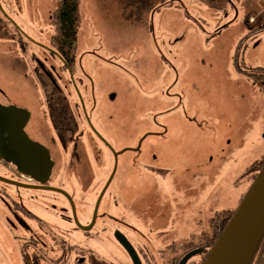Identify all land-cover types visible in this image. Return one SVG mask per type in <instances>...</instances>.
<instances>
[{
  "label": "rangeland",
  "instance_id": "rangeland-1",
  "mask_svg": "<svg viewBox=\"0 0 264 264\" xmlns=\"http://www.w3.org/2000/svg\"><path fill=\"white\" fill-rule=\"evenodd\" d=\"M58 4L0 0V87L12 98L34 100L31 54L41 56L43 51L33 41L47 43ZM204 5V0H80L78 52L87 46L96 53L93 48L108 46L101 50L104 58L97 60L101 67L110 60L125 63V69L111 75L128 85L137 118L154 110V101H164L161 110L167 116L159 119L163 126L159 122V128H153L162 133L147 142L162 145L161 165L167 171L149 179L147 155L135 153L138 192L129 211L143 237L178 249L209 232L217 212L238 208L254 179L250 167L264 157V31L237 52L248 33L246 22H217ZM18 29L30 37L19 39ZM158 36L164 43L152 46ZM112 42L119 49L113 58ZM86 68L96 78L98 67ZM100 73L101 83L90 77L89 91H83L91 99L93 88L114 86ZM256 77H261L260 84ZM35 102L33 108L39 110ZM147 142L136 146L147 148ZM203 258L196 254L187 264H199Z\"/></svg>",
  "mask_w": 264,
  "mask_h": 264
},
{
  "label": "flooded vegetation",
  "instance_id": "flooded-vegetation-1",
  "mask_svg": "<svg viewBox=\"0 0 264 264\" xmlns=\"http://www.w3.org/2000/svg\"><path fill=\"white\" fill-rule=\"evenodd\" d=\"M218 1L204 5L214 12L217 22L248 25L237 52L248 46L254 34L264 31V0ZM59 5L60 0L56 12ZM10 18L7 14L6 19ZM52 26L47 43L33 41L43 51L41 56L31 54V82L37 89L34 100L12 98L0 87V104L20 109L3 112L0 122V264H179L190 251L204 255L200 248L185 252L161 239L151 241L131 221L129 210L138 192L135 153L147 155L149 179L167 171L161 165L162 145L148 143L152 135L162 133L153 128H159V119L167 116L161 110L164 101H154L156 108L137 118L128 85L111 75L117 68L125 69V63L110 60L102 68L97 60L104 58L108 46L103 51L93 48L96 53L87 46L78 52L76 43L61 41L55 15ZM18 32L19 39L30 37L26 31ZM89 41L92 46L91 36ZM164 41L158 36L152 46ZM112 43L111 58L119 52ZM84 60L92 63L83 64ZM88 64L98 67L96 78L86 68ZM100 71L114 86L105 91L103 84L93 88L91 99L83 91H89L90 77L101 83ZM34 101L39 110H34ZM12 113L15 116L10 117ZM146 142L147 148L136 146ZM33 144L43 146L50 155L53 165L48 175L38 170L39 153ZM123 183H127L126 190H122Z\"/></svg>",
  "mask_w": 264,
  "mask_h": 264
},
{
  "label": "water",
  "instance_id": "water-1",
  "mask_svg": "<svg viewBox=\"0 0 264 264\" xmlns=\"http://www.w3.org/2000/svg\"><path fill=\"white\" fill-rule=\"evenodd\" d=\"M18 112L15 106L5 107L0 104V122L3 112ZM15 116L13 113L10 117ZM1 126V124H0ZM39 153L38 170L49 174L53 162L43 146L33 144ZM15 161V160H14ZM20 167L21 162L15 161ZM25 171L28 169H24ZM27 173L34 171L28 170ZM264 235V165L255 175L238 208L233 212L225 228L217 238L203 264H250L257 247ZM199 250L187 253L179 262L187 261Z\"/></svg>",
  "mask_w": 264,
  "mask_h": 264
},
{
  "label": "trees",
  "instance_id": "trees-1",
  "mask_svg": "<svg viewBox=\"0 0 264 264\" xmlns=\"http://www.w3.org/2000/svg\"><path fill=\"white\" fill-rule=\"evenodd\" d=\"M214 1L218 0H204L205 4H210L212 6ZM56 18L59 32L61 33V41L64 42V40H70L71 46H74L77 40L78 28L80 23V0H60V5L56 12ZM259 79H261V77H256L254 81L259 83ZM260 86L263 88L264 82L261 83ZM263 165L264 157L255 162L250 167L249 170L254 174V177ZM233 212L234 211L232 210H222L220 212H217L214 216L211 230L209 232L202 233L199 237L195 238V240H192L191 242L184 245L183 248L185 249V252L193 250L195 248L203 249V259H205L210 248L222 233ZM203 261L199 264H202ZM250 264H264V235Z\"/></svg>",
  "mask_w": 264,
  "mask_h": 264
}]
</instances>
